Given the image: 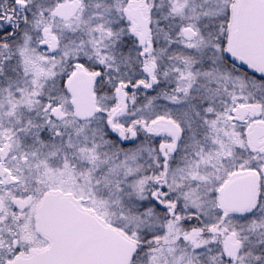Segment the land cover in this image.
Masks as SVG:
<instances>
[{
  "label": "snow or ice",
  "instance_id": "6c2138e0",
  "mask_svg": "<svg viewBox=\"0 0 264 264\" xmlns=\"http://www.w3.org/2000/svg\"><path fill=\"white\" fill-rule=\"evenodd\" d=\"M0 264H264V0H0Z\"/></svg>",
  "mask_w": 264,
  "mask_h": 264
}]
</instances>
